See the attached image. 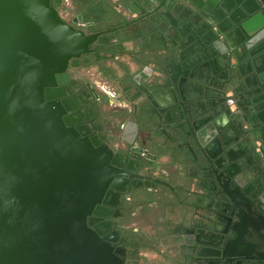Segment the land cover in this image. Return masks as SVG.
<instances>
[{"label":"flooded vegetation","instance_id":"af4514ba","mask_svg":"<svg viewBox=\"0 0 264 264\" xmlns=\"http://www.w3.org/2000/svg\"><path fill=\"white\" fill-rule=\"evenodd\" d=\"M253 2L50 1L65 24L89 39L86 50L70 58L65 71L55 75L54 90L59 95L55 99L70 127L94 146L112 152L115 186L107 188L105 215L95 217L92 228L113 246L118 264L203 260L205 264H264L245 255L222 258L219 252L224 245L233 246L235 211L253 208L252 198L237 195L227 175L218 183L201 175L208 164L183 138L185 123L195 117L191 114L185 122L188 107L178 90L185 80V61L192 58L182 59L180 52L168 49L178 45L184 31L195 35V29H200L206 36L210 64L221 76L213 80L215 104L225 120L213 130L216 134H225L228 127L232 130L231 136L218 141L217 149L235 140L231 143L246 152L243 139H253L257 130L254 113L264 112V99L257 91L264 75L258 70V32L247 30L249 21L260 13L255 9L258 2ZM208 43L215 47L211 50ZM197 73L203 80L209 77L202 69ZM235 76L238 85L232 82ZM196 131L192 127L190 137ZM261 145L255 141L253 147L257 152L261 147L264 154ZM256 156L264 163V156ZM217 159L220 172L225 160ZM232 163L239 164L238 160ZM229 193L236 205L228 199ZM199 251L213 257L199 258Z\"/></svg>","mask_w":264,"mask_h":264},{"label":"water","instance_id":"95a60500","mask_svg":"<svg viewBox=\"0 0 264 264\" xmlns=\"http://www.w3.org/2000/svg\"><path fill=\"white\" fill-rule=\"evenodd\" d=\"M50 1L0 0V264H118L113 246L92 228L95 217L105 215L107 188L115 186L112 152L106 146H94L70 127L55 99L59 96L54 90L55 75L65 71L70 58L86 50L89 39L65 24ZM256 1L260 13L249 21L247 30L258 32V70L264 73V0ZM244 7L252 12L248 5ZM195 30V35L184 31L178 45L168 48L169 53L180 52L182 59L192 58L185 61V80L178 87L188 107L185 122L191 114L195 117L194 122L185 123L183 138L195 145L208 164L201 168V175H209L214 183L227 175L237 195L252 198L253 208L235 211L236 240L233 246H222V258L245 255L264 262V163L256 153L264 154L261 147L258 152L253 147L255 141L264 147V112L254 113L257 130L253 139H243L246 152L233 144L235 140L217 149L218 141L231 136L232 130L228 127L225 134L213 130L225 122L215 104L213 84L221 76L210 64L206 36ZM208 45L211 50L215 47ZM199 69L208 79L203 80ZM232 82L238 85V76ZM258 86L264 99V75ZM192 127L197 131L190 137ZM220 156L225 167L219 172ZM233 160H238V166ZM197 256L213 257L204 251Z\"/></svg>","mask_w":264,"mask_h":264}]
</instances>
